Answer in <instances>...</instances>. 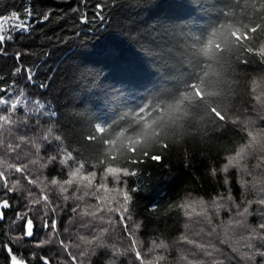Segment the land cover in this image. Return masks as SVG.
I'll list each match as a JSON object with an SVG mask.
<instances>
[{"label":"trees","instance_id":"16d2710c","mask_svg":"<svg viewBox=\"0 0 264 264\" xmlns=\"http://www.w3.org/2000/svg\"><path fill=\"white\" fill-rule=\"evenodd\" d=\"M98 3L104 6L103 23L94 18ZM26 10L32 13L29 30L7 31L12 39L0 44V88L5 89L0 98L7 100L0 116L9 120L0 121V171L8 187L18 183L8 192L0 179V201L10 205L0 220V264H10L7 248L29 264H44L41 257L49 264H73V256L75 264H141L133 239L144 264H264V256L249 258L253 250L247 247L251 243L264 251V240L251 239L253 228L256 235L264 234L258 227L264 207L248 203L264 198V58L255 54L264 53V0H0V17L16 12L25 20ZM44 15L49 19L44 21ZM216 30L214 39L227 33L231 43L222 56L212 45L205 62L192 45L204 43ZM206 72L207 109L185 104L176 126L161 139L145 144L137 136L136 149L117 150V140L133 120L127 113L144 103L155 107L157 97L177 99L187 77ZM17 97L21 102L12 110ZM215 108L224 120L208 114ZM96 122L111 126V135L95 133ZM249 132L256 142L250 144ZM242 146L239 166L223 171L227 158ZM153 155L161 159L152 160ZM81 165L77 178L95 172L92 186L74 181L61 192L59 184ZM16 166L26 167L17 173ZM109 166L135 175L121 173L119 183L111 175L105 180ZM214 198L223 204L219 211ZM200 199L206 214L197 215V206L186 216L192 209L181 205ZM245 207L251 213L246 219L237 215ZM115 209L124 214V223ZM29 217L33 236L24 237ZM236 219L248 228L235 225ZM82 236L99 237L101 246L85 244ZM185 236L193 243L181 239ZM44 240L49 242L40 243ZM161 241L167 247L154 248L153 242ZM93 247L94 253L80 255Z\"/></svg>","mask_w":264,"mask_h":264},{"label":"snow or ice","instance_id":"6c2138e0","mask_svg":"<svg viewBox=\"0 0 264 264\" xmlns=\"http://www.w3.org/2000/svg\"><path fill=\"white\" fill-rule=\"evenodd\" d=\"M103 5L102 4H97L96 5V14L94 18H99L101 20V23H103V14H102V9H103ZM26 15L28 16V19L25 20H21L20 19V14L13 12L11 14V16L9 17H0V44H2L6 39H12L11 35H5L4 33L10 30H14V31H22V32H27L29 30V21L31 19V11L30 10H26ZM42 19L44 21L49 19L48 15H44L42 17ZM9 21H13L12 23H9ZM87 21V17L84 16L81 18V22H86ZM232 26L231 25H222L221 29H231ZM220 30H216L212 33V37H216L217 33ZM257 30H253V32L255 33ZM146 40L150 41L151 39H153V37H145ZM196 39H201L200 37H197ZM232 38L225 33L222 37V39L220 40H216V55H220L222 56L223 53L227 50L229 44L231 43ZM205 43V42H204ZM204 43L200 44V45H192V48L201 56L205 59V62H209V57L213 54L212 53V49L210 51H206L203 49V45ZM240 44V42H236L235 45ZM144 52H148V49H144L142 50ZM248 52H253V50H249L247 49ZM156 54V53H155ZM256 55L261 56L262 58H264V53H261L259 51H257L255 53ZM158 58L159 54H156ZM17 59H19V53H17ZM17 72L20 71V69H16ZM28 71V80L32 81L33 80V75L31 70H27ZM210 78V73H205L203 77H200L198 74L193 73L192 75H190L189 77H187L186 81L184 82V87H183V92L182 94L175 100H164L160 97H157L155 100V107H153V103L149 102V103H144L142 106L138 107V110H132L130 113H127L126 115H131L133 117V120L131 122L128 123L127 127H124V132L121 136V138L119 140H117L115 146H118V151H120L121 153L124 151L125 147L127 149H136L140 144L136 141V137L137 136H143L144 140L143 142L145 144H147L148 142L152 141V140H159L161 139L162 136H164L168 131L171 130V128L173 126H176V122L179 121V117L177 115V113L184 111V105H190V106H201L203 105L205 109H207V104L205 103V95L204 92L202 91V85H205L206 80ZM41 87H43V85H41ZM0 91H5L4 88H0ZM195 93H199V96L194 95ZM22 93H21V97H22ZM21 97H17V102L11 105L12 110H15L17 108V106L19 105V103L21 102ZM208 100H211L212 97H208ZM179 101V108L177 110V102ZM7 103V100H5L4 98H0V105H5ZM41 109H43L45 106L43 104H41L39 106ZM189 110H193L192 108H190ZM209 115H213L214 114V118H218L219 120H224L225 117L224 115H222L221 111L217 110V108L212 109L210 111H208ZM52 116H55V112L51 113ZM0 121H4L5 123H8V117L6 116H0ZM145 122H149V126H148V130H145ZM186 122V120L184 121ZM111 126L109 127H105L102 126V123L100 122H96L94 124V132L101 134V136L104 135H111V131H110ZM159 129V132L156 133L154 130ZM248 135L250 137H252V141H250V144L252 142H256V137L253 136L252 132H249ZM57 139H59V137H57ZM87 139L89 140H93L96 139L95 136H90L87 137ZM127 140L128 144L125 145L124 141ZM104 144V143H103ZM105 145V144H104ZM107 146H113L111 144H108ZM166 146V145H165ZM11 151H15V149H10ZM245 154V147L242 146L236 153L234 156H229L227 158L228 163L224 166L223 171L227 172L229 167H234V166H239L240 164V160L243 158V155ZM148 153L145 152V156H147ZM71 154H69V156L67 157V159H71ZM54 159V158H53ZM112 159H119V157H112ZM152 160H160L161 157L158 155H153L151 156ZM67 161H61V163H66ZM13 167V165L9 164L8 168L11 169ZM26 167V166H25ZM25 167H20V166H16L15 167V171L17 173H23L25 170ZM83 168V165H81L80 167L76 168L75 171H70L69 172V179L63 181L62 184H59V190L61 192H66L67 188L65 187V185L71 186L73 184V182L75 181L76 183H80L83 180H87L88 184L87 187H91L92 186V180L95 178L96 173L92 172L90 173L88 176H81L79 178H77V174L81 171V169ZM123 174L124 176L127 175H135V173H129L127 168H119V167H111L109 166L108 168L105 169V173H104V179L106 180L107 177L109 175H111L117 183L120 182V174ZM213 174H215V172H213ZM0 179H3L5 184V188L7 189L8 192H12L14 191L17 187H18V183L17 182H13V186L12 187H8L7 186V178L5 177V173L3 171H0ZM29 183H35V181L29 180ZM59 182L57 179H52L51 184L53 186L57 185ZM227 183V181H226ZM243 183V182H242ZM99 187H106V185L101 184ZM99 190V188H98ZM29 195H31V193H29ZM93 195H95V193H93ZM65 199H67V197H65ZM97 199H104L102 197H97ZM217 199L219 198H214L213 199V205L216 207L217 211H219V208L223 206V204L217 203ZM232 197L231 195H229L228 200H231ZM41 200L43 201H48V196L47 195H43L41 194ZM124 200H125V204H127L130 200V197L128 196L127 192L124 193ZM31 204L36 205L40 203V200H32L30 201ZM249 206L252 203H258L260 206L264 207V198L259 199L257 201H249ZM205 201L203 199H200L198 201H192L191 203L186 202L185 204L181 205V207L184 208H191L192 211L191 212H185L186 216H191L192 213L196 212V207L199 206L200 207V212L196 213L197 215H201V214H206L205 213ZM10 207L9 202L7 200H3L0 201V220H3L4 218V213L2 211V209L4 208H8ZM121 207L124 208V212H128V208L125 207L124 205H122ZM113 209H109V211H112ZM54 211V209H53ZM73 211H76L75 209H73ZM116 212L120 213L119 209H115ZM95 215V214H92ZM237 215L239 217H244L245 219L247 218V216L251 215L250 211H249V207H245L243 209V211H238ZM130 218V217H129ZM18 219H23V217L20 216V214H18ZM120 219L121 222L124 223V214L120 213ZM209 223H211V221L209 220ZM232 221H229V224H232ZM235 225L240 226L244 229L248 228L247 224H244L240 219H236L235 220ZM126 226V225H125ZM43 227L45 230H47L49 228V223L47 220H45ZM259 229L260 230H264V223L259 224ZM51 228L53 230V232L56 231L57 229V221L56 220H52L51 221ZM33 229H34V224H33V220L31 217H29L26 222L24 223V232H23V236L24 237H32L33 236ZM104 231H107V229H105ZM253 235L251 237V239L256 240V239H261L264 240V234H260V235H256L257 233V229L253 228L251 229ZM101 236L103 235V232H101L100 234ZM80 239L87 245L92 246L95 242L96 246H101V242H100V238L94 236L92 239H88L87 237H80ZM182 240L188 242V243H193V241L188 240V238L185 237H181ZM48 240H44L41 241L40 243H48ZM60 243L63 245L64 242L60 241ZM136 240L133 239L132 241V248L135 251V256L137 260H141V264H144L143 260L141 259V253L140 251L136 250ZM154 244V248H166L167 245L161 241L159 244H156L155 242H153ZM39 246V244L37 245ZM5 247L7 248V245H5ZM65 250H67V246L64 245ZM199 248H201L203 250L204 246L203 245H198ZM247 247L252 251V256L249 258H254V256L256 254L264 256V251H261L258 248H255V246L251 243H249L247 245ZM7 251L10 255V264H26V262L22 259H18L17 256L15 254H12V249L11 248H7ZM91 253L95 252V248H91V249H85L84 252H81L80 255L81 256H85ZM245 256H249L248 253L244 254ZM41 259L44 261V264H49L47 258L45 257H41ZM158 259H162V258H158ZM73 260V264H75L76 262V257L73 256L72 257Z\"/></svg>","mask_w":264,"mask_h":264},{"label":"clouds","instance_id":"9594fccd","mask_svg":"<svg viewBox=\"0 0 264 264\" xmlns=\"http://www.w3.org/2000/svg\"><path fill=\"white\" fill-rule=\"evenodd\" d=\"M219 37L222 38L223 34H219ZM216 44V39H214L212 36H209L208 39L205 41L204 45H203V49L206 51H210L212 45ZM179 108V101L177 102V110ZM149 125L145 124L144 127L147 128ZM118 136L121 135L120 133L117 134Z\"/></svg>","mask_w":264,"mask_h":264},{"label":"rangeland","instance_id":"374dc122","mask_svg":"<svg viewBox=\"0 0 264 264\" xmlns=\"http://www.w3.org/2000/svg\"><path fill=\"white\" fill-rule=\"evenodd\" d=\"M260 80H263V79L261 78V79H259V80H257V81H260ZM240 162H241V160H240Z\"/></svg>","mask_w":264,"mask_h":264},{"label":"water","instance_id":"95a60500","mask_svg":"<svg viewBox=\"0 0 264 264\" xmlns=\"http://www.w3.org/2000/svg\"><path fill=\"white\" fill-rule=\"evenodd\" d=\"M25 262H26V261H25ZM26 264H29V263L26 262Z\"/></svg>","mask_w":264,"mask_h":264}]
</instances>
